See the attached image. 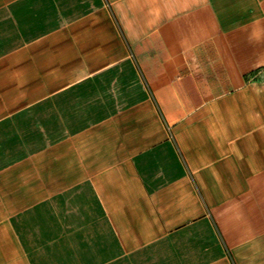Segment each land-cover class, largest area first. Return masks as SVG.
Masks as SVG:
<instances>
[{"label":"crops","instance_id":"obj_1","mask_svg":"<svg viewBox=\"0 0 264 264\" xmlns=\"http://www.w3.org/2000/svg\"><path fill=\"white\" fill-rule=\"evenodd\" d=\"M0 264H264V0H0Z\"/></svg>","mask_w":264,"mask_h":264}]
</instances>
